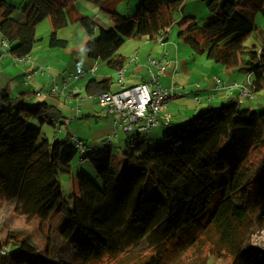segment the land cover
<instances>
[{
	"label": "trees",
	"instance_id": "16d2710c",
	"mask_svg": "<svg viewBox=\"0 0 264 264\" xmlns=\"http://www.w3.org/2000/svg\"><path fill=\"white\" fill-rule=\"evenodd\" d=\"M77 1L23 0L27 21L21 23L12 17L16 5L0 0V32L12 55H29L38 42V24L50 18L52 47H67L59 30L80 23L89 56L118 71L126 62L118 51L127 39L164 41L177 26L179 39L195 54L248 73L255 91L264 94V39L259 45L245 43L260 33L254 17H264V0H203L212 15L204 23L191 16L175 18L187 0H141L129 16L116 9L117 2L126 0H87L109 14L110 28L81 14ZM113 83V77L92 79L87 91L111 92ZM31 95L0 93V203L14 202L26 217L60 215L62 233L82 264H158L164 246L175 244L187 228L193 229L185 241L191 247L203 240L236 262L264 264V249L247 242L244 231L250 215L247 197L264 173V105L260 110L241 106L235 98L207 105L182 124H168L160 141L143 131L130 133L121 157H115L111 144L84 150L69 140L43 137L42 126L55 122V107L32 103ZM81 150V159L93 164L104 186L79 171L80 193L66 197L60 175L71 172ZM212 188L221 193L205 217L189 202ZM165 219H172L162 237L167 241L150 244L149 233ZM4 261L72 264L54 259L49 250L41 252L22 230L9 232L4 241L0 237V264Z\"/></svg>",
	"mask_w": 264,
	"mask_h": 264
},
{
	"label": "crops",
	"instance_id": "0c3cea01",
	"mask_svg": "<svg viewBox=\"0 0 264 264\" xmlns=\"http://www.w3.org/2000/svg\"><path fill=\"white\" fill-rule=\"evenodd\" d=\"M2 1L16 5V11L12 15L16 21L21 23L27 21L23 0ZM79 1L81 0L76 2V7L84 15L81 11V4L78 5ZM140 4L141 0L120 1L117 2L116 9L129 16L134 14ZM185 7L180 12V16L177 17L178 14H176L177 20L184 16L195 17L198 20L199 16L205 12L203 9L200 10V13L192 8L185 10ZM210 17L211 13L208 9V13L206 12L202 20L206 21ZM256 17H254L255 22ZM46 19L50 21L49 28L52 32V21L50 18ZM75 24L78 23H72L58 32L60 38L69 41L67 47H52L50 42L44 44L41 42L43 38L37 35V44L32 52L24 57L12 55L8 40L4 39L0 32V93L3 90H8L12 95L31 93L32 97L28 101L32 103L46 101L53 105L55 108L52 116L55 118V122L52 125L57 127L60 132L59 134L53 132L55 139L69 140L70 143L80 141L87 148H99L105 144L112 145L111 138L113 139V137L124 136L126 138L129 135L125 133L128 131L124 130L123 125L118 124V113L109 112L108 107L99 101L101 94H90L87 91V85L92 79L102 81L104 78L113 77L114 83L109 93H117L124 87L143 83L149 85L151 89L162 87L172 90L175 96L169 98L164 104L157 124L149 130L143 131L154 140H161L168 124H182L205 107L204 104L206 106L213 105V102L220 101L219 105H222L230 98L238 99L239 102H241V98H244L248 100V107H254L260 102L252 103V100H255L254 93L256 92L253 86V76L236 69H226L209 59L206 54H195L191 46L179 39L178 35L172 36V31L177 26L171 29L167 36L168 39L164 41L162 37L154 40L146 37L127 39V41H132L133 47L127 53L121 50L123 46L119 49L118 52L126 58V62L122 69L116 71L105 62L89 56L85 47L86 32L81 41L60 35L64 29ZM97 24L104 28L112 27L113 21L109 18L108 24ZM82 31L84 36L83 27ZM3 41H7V51L10 54L5 53ZM16 58H23V60L20 61ZM121 73H123L122 79ZM84 79H86L85 82ZM115 82H117V88H115L116 85L114 86ZM235 84L238 85L232 89L229 88ZM238 86H247L253 93L252 97L247 99L248 96H243L242 88L238 89ZM258 95L261 94L258 93ZM91 117L95 118L96 126L92 137H90L93 138L91 141L94 144L78 137V131L73 129L74 121L82 120L81 122L84 124V121H89ZM160 124L163 127L162 133L156 131V134H161L158 137H153L152 131L159 128ZM43 128L44 125L42 130ZM45 136L48 137L47 134Z\"/></svg>",
	"mask_w": 264,
	"mask_h": 264
},
{
	"label": "rangeland",
	"instance_id": "374dc122",
	"mask_svg": "<svg viewBox=\"0 0 264 264\" xmlns=\"http://www.w3.org/2000/svg\"><path fill=\"white\" fill-rule=\"evenodd\" d=\"M81 4V11L84 15L91 17L97 23L108 24V20L110 18L109 14L103 12L98 6L87 1L81 0L78 2V5ZM124 7V4H122ZM121 6V8H122ZM194 9L200 13V10H205L202 16H199L198 21L204 23L205 20L204 15L206 12L208 13V7L203 0H188L185 10ZM137 10V9H136ZM135 13V12H134ZM177 17L180 16V12H177ZM133 15V14H132ZM212 16V15H211ZM256 25L260 28V33L256 35H252L246 40V45L252 46L254 44L261 43L264 39V17L261 14L256 15ZM50 21L49 19L43 20L38 25L37 35L38 37H42V43L48 44L50 41L51 29L49 28ZM111 26L105 27L110 28ZM74 30V31H73ZM82 26L80 23L72 25L64 29V31L60 32V35H64L65 37H69L75 41H81L83 37L82 35ZM178 35V28L175 27L174 31H172V36L176 37ZM133 47L132 41H127L121 50L125 53L130 51ZM117 77V76H115ZM86 79H84V82ZM117 84L115 82L114 86ZM248 88L247 86H243ZM117 88V85L115 86ZM230 88V86H229ZM240 88L239 86L237 87ZM121 89V87H120ZM249 89V88H248ZM261 94V95H258ZM255 100L253 102H258L254 106L257 109H261L262 105H264V94L261 92H255ZM253 95V93H252ZM175 96V95H174ZM173 96V97H174ZM172 98V97H171ZM248 97L247 99H249ZM168 101V100H167ZM166 101V102H167ZM248 100L241 98V106L248 107ZM165 102V103H166ZM220 102V101H219ZM219 102H213V106H220ZM164 103V104H165ZM263 103V104H261ZM204 106H206L204 104ZM164 107V105H163ZM162 107V108H163ZM162 111V109H161ZM160 111V112H161ZM160 112L158 116L160 115ZM157 116V121H158ZM81 119V118H80ZM82 120L74 121L73 129L78 131V137L86 139L89 141L88 143L94 144L91 140L93 138L92 134L94 132L95 126V118L91 117L89 121H84V124L81 122ZM165 123V122H163ZM162 123V124H163ZM33 125H39L38 121L32 120ZM41 127V126H40ZM163 127L161 124L159 128L152 131L153 137H158L162 133ZM55 131V132H54ZM156 131H161L160 134H156ZM53 132L60 133L52 124H45L42 130V136L44 137L46 134L51 140L55 139L53 136ZM127 134L133 132H125ZM76 135V134H75ZM148 135V134H147ZM62 136V134H61ZM162 139V138H161ZM75 141V138H74ZM112 141V150L115 157H121L120 147L125 143V137H113ZM160 141V140H159ZM76 158L72 162V168L70 173H65L60 175V182L62 184L64 196L69 197L71 192L73 191L75 194L80 193V189H78V183H76L75 177L79 171L85 173L92 181H94L98 186L103 187V181L97 173L95 167L89 160H82V150L80 151ZM78 187V188H77ZM220 190H216L215 188L209 189L193 198L189 202V207L194 210L202 211L204 216L206 217L212 209L215 207V203L220 197ZM247 205L249 210V217L247 219L246 225L244 226V231H246V241H251L255 246L264 249V173L257 179L255 185L250 191L247 197ZM172 223V219L162 220L157 224L154 231L149 233V243L156 244L158 242L167 241L162 238L165 234V228ZM24 231L30 235L32 243L41 251L47 252L49 250L51 256L56 260H65L71 262L72 264H82V262L75 256L73 249L69 245L67 239L64 237L62 233V224H61V216L55 215L49 220H41L39 217H26L21 215L15 210L14 202H3L0 203V237L4 241L7 237V234L12 231ZM193 234L192 228L185 229L177 238L178 241L175 244L165 245L161 252V258L159 259L158 264H248L246 260L244 261H235L233 257H231L226 251L222 249L215 248L214 243H207L206 241L200 240L195 242L191 247V242L185 241ZM181 244V245H180ZM152 251V250H150ZM7 261L2 262V264H10ZM101 264V263H96ZM107 264V263H104Z\"/></svg>",
	"mask_w": 264,
	"mask_h": 264
},
{
	"label": "built area",
	"instance_id": "2783aa9c",
	"mask_svg": "<svg viewBox=\"0 0 264 264\" xmlns=\"http://www.w3.org/2000/svg\"><path fill=\"white\" fill-rule=\"evenodd\" d=\"M3 45L5 53L10 54L7 51V41H3ZM16 59L23 60V58ZM120 77L123 78V73L120 74ZM237 85H232L230 88L232 89ZM239 87L242 88L243 96L252 97V92L248 88ZM174 95V92L170 89L162 87L151 89L149 85L143 83L124 87L117 93H103L99 96V101L108 107L109 112L118 113L119 119L117 122L123 125L125 131L142 132L157 124V116L164 103ZM75 144L78 148L87 149L80 141H76Z\"/></svg>",
	"mask_w": 264,
	"mask_h": 264
}]
</instances>
